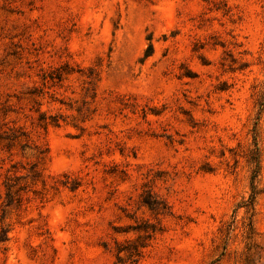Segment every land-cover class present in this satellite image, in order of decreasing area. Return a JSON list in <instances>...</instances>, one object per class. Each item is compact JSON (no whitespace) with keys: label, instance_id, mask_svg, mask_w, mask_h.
I'll use <instances>...</instances> for the list:
<instances>
[{"label":"rangeland","instance_id":"374dc122","mask_svg":"<svg viewBox=\"0 0 264 264\" xmlns=\"http://www.w3.org/2000/svg\"><path fill=\"white\" fill-rule=\"evenodd\" d=\"M144 220L138 264H264V0H0V264H119Z\"/></svg>","mask_w":264,"mask_h":264},{"label":"trees","instance_id":"16d2710c","mask_svg":"<svg viewBox=\"0 0 264 264\" xmlns=\"http://www.w3.org/2000/svg\"><path fill=\"white\" fill-rule=\"evenodd\" d=\"M44 121H47V117L43 118ZM52 123H58V119L55 117L51 118ZM48 123V122H47ZM17 177V176H16ZM14 176H8L7 186V195L9 199H21V192L26 189L25 185L16 186L12 180ZM12 204V202H10ZM143 204L147 206L151 211L156 215H163L170 213V206L168 202L155 195L152 191L148 190L143 197ZM250 205L254 206L255 204V195L251 196ZM247 204V205H249ZM251 226L253 227L252 223ZM163 230V226L160 222H151L150 220H144L142 226L135 228L139 234L135 239H125L124 241H116V257L119 264H138L140 259L144 256L145 249L151 245V242L155 238L156 234L159 231ZM5 240V239H4Z\"/></svg>","mask_w":264,"mask_h":264}]
</instances>
